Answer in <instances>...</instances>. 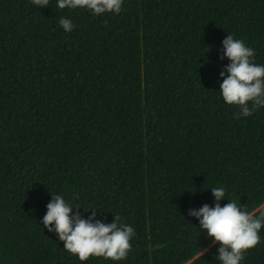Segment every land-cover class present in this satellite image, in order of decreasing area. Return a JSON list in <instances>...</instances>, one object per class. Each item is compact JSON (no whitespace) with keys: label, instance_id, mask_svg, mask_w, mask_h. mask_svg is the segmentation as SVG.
Instances as JSON below:
<instances>
[{"label":"trees","instance_id":"obj_1","mask_svg":"<svg viewBox=\"0 0 264 264\" xmlns=\"http://www.w3.org/2000/svg\"><path fill=\"white\" fill-rule=\"evenodd\" d=\"M57 3L0 0V264H220L188 212L214 187L264 209V107L236 119L219 92L228 34L264 65V0ZM52 193L132 226L127 258L67 252L42 223ZM259 235L240 264H264Z\"/></svg>","mask_w":264,"mask_h":264},{"label":"clouds","instance_id":"obj_2","mask_svg":"<svg viewBox=\"0 0 264 264\" xmlns=\"http://www.w3.org/2000/svg\"><path fill=\"white\" fill-rule=\"evenodd\" d=\"M34 5L48 6L49 0H31ZM124 0H58L59 9H87L92 15L100 16L106 13L119 14ZM60 26L71 32L75 25L70 19L61 17ZM222 54L230 61L223 66L220 76L219 92L223 101L235 106L238 111L234 117L251 116L264 107V65L254 62L255 50L247 46L243 40L235 39L228 34L222 41ZM215 197L214 206L205 203L199 209H189L188 215L199 220L200 228L206 231L213 243L219 244L216 254L220 264H240L245 253L255 248L260 242V230L264 227V209L258 214L249 212L236 201L221 206L219 201L226 197L223 187L211 188ZM47 212L42 223L49 232H55L63 248L76 255L81 262L90 257H102L105 260L120 261L127 258L132 250L131 240L135 229L121 222L119 215H114L111 223H104L97 216V208H87L91 211L88 218L80 214V207L66 202L64 197L53 194L47 203ZM207 251V249L203 250ZM202 251V255H203Z\"/></svg>","mask_w":264,"mask_h":264}]
</instances>
